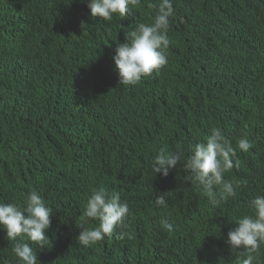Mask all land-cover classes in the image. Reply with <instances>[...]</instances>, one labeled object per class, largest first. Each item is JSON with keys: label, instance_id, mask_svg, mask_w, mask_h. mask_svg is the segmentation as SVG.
<instances>
[{"label": "trees", "instance_id": "trees-1", "mask_svg": "<svg viewBox=\"0 0 264 264\" xmlns=\"http://www.w3.org/2000/svg\"><path fill=\"white\" fill-rule=\"evenodd\" d=\"M159 2L104 21L87 0H0V202L22 206L34 190L53 209L49 243L33 245L41 264H239L227 233L264 195V0H172L167 65L120 85L115 49ZM213 128L239 160L224 174L240 182L236 195L218 206L183 169ZM161 148L182 154L167 177L152 168ZM100 187L129 215L85 247L77 224L97 226L83 210ZM14 243L0 230V261L16 264Z\"/></svg>", "mask_w": 264, "mask_h": 264}, {"label": "clouds", "instance_id": "clouds-1", "mask_svg": "<svg viewBox=\"0 0 264 264\" xmlns=\"http://www.w3.org/2000/svg\"><path fill=\"white\" fill-rule=\"evenodd\" d=\"M138 4L140 0H87L91 17L104 21H111L114 16L123 20L129 14V6ZM150 7L156 9L152 22L137 24L126 34V42L118 43L112 56L120 85L135 86L143 78L159 74L168 63V31L170 18L174 14L172 0H160ZM252 146L247 137L237 140V147L244 152H248ZM191 153L183 160V169L189 174L187 179L201 189L208 202L218 206L223 200L235 197L240 182L225 180L224 174L234 167L238 168L239 160L236 159L235 148L222 131L213 128L205 142L192 146ZM181 161L179 151L161 148L154 157L152 168L155 174L167 177ZM155 205L166 206L165 196H156ZM248 207L251 214L236 219V226L227 233L226 244L239 259V264H256L260 249L264 246V195H256L249 201ZM128 215L129 205L121 201L118 193L109 194L103 187L94 190L84 206L83 217L96 220L98 224L95 227L77 224L82 229L77 241L89 247L105 237H112ZM52 216L53 209L34 190L27 194L22 206L0 202V230L5 232L9 242H15L12 253L16 264H41L33 245L42 250L49 243L45 233L51 226ZM161 224L168 231L172 230V225L166 219L161 220ZM124 235L121 233L120 238ZM0 264L8 262L0 261Z\"/></svg>", "mask_w": 264, "mask_h": 264}]
</instances>
